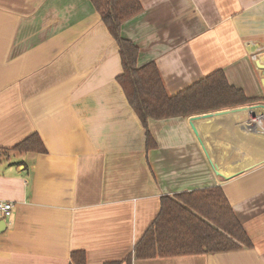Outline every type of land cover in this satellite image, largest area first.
<instances>
[{
  "label": "crops",
  "instance_id": "crops-1",
  "mask_svg": "<svg viewBox=\"0 0 264 264\" xmlns=\"http://www.w3.org/2000/svg\"><path fill=\"white\" fill-rule=\"evenodd\" d=\"M139 1L121 36L138 47V65L155 63L170 95L222 70L264 99V0ZM120 73L90 0H0V149L36 134L46 152L0 162V201L13 206L10 217L0 211V264H78L74 253L84 264H264V133L248 128L247 111L150 121L156 147L146 150ZM211 187L252 248L134 257L162 197Z\"/></svg>",
  "mask_w": 264,
  "mask_h": 264
},
{
  "label": "trees",
  "instance_id": "trees-1",
  "mask_svg": "<svg viewBox=\"0 0 264 264\" xmlns=\"http://www.w3.org/2000/svg\"><path fill=\"white\" fill-rule=\"evenodd\" d=\"M101 21L118 46L121 73L116 81L129 107L145 132V147H156L148 123L189 118L250 106L264 99L248 98L241 89L228 84L222 70L201 78L184 90L170 95L154 62L138 65L139 49L121 36L122 25L142 12L139 0H90ZM11 152L45 154L33 134L11 149H0V162ZM252 248L220 187L162 197L156 219L134 247L137 260L211 255ZM78 264H84L83 253ZM131 263V256L125 260ZM120 264V263H112Z\"/></svg>",
  "mask_w": 264,
  "mask_h": 264
},
{
  "label": "built area",
  "instance_id": "built-area-1",
  "mask_svg": "<svg viewBox=\"0 0 264 264\" xmlns=\"http://www.w3.org/2000/svg\"><path fill=\"white\" fill-rule=\"evenodd\" d=\"M253 59H257V55L252 54ZM246 125L250 130L264 133V111L251 110L248 111ZM12 203L0 201V211L5 217H10L12 213Z\"/></svg>",
  "mask_w": 264,
  "mask_h": 264
},
{
  "label": "water",
  "instance_id": "water-1",
  "mask_svg": "<svg viewBox=\"0 0 264 264\" xmlns=\"http://www.w3.org/2000/svg\"><path fill=\"white\" fill-rule=\"evenodd\" d=\"M257 68L259 70L262 71V75H263V78L261 80V84H262V87L264 89V65H260L259 63L256 64ZM258 109H261L262 111H264V105L263 104H257V105H250V106H246V107H241V108H238V109H231V110H224V111H218L214 114H207V115H203L202 117H197V118H193V120H197V119H200V118H210L211 116L213 115H226V114H229V113H234V112H238V111H251V110H258Z\"/></svg>",
  "mask_w": 264,
  "mask_h": 264
},
{
  "label": "rangeland",
  "instance_id": "rangeland-1",
  "mask_svg": "<svg viewBox=\"0 0 264 264\" xmlns=\"http://www.w3.org/2000/svg\"><path fill=\"white\" fill-rule=\"evenodd\" d=\"M249 106V105H248Z\"/></svg>",
  "mask_w": 264,
  "mask_h": 264
}]
</instances>
